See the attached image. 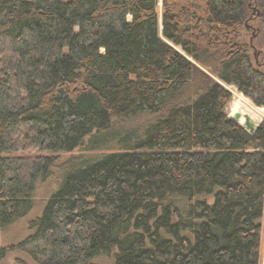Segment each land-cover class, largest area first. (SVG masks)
<instances>
[{
    "label": "trees",
    "instance_id": "16d2710c",
    "mask_svg": "<svg viewBox=\"0 0 264 264\" xmlns=\"http://www.w3.org/2000/svg\"><path fill=\"white\" fill-rule=\"evenodd\" d=\"M247 1L162 0L161 36L159 0H0V229L57 180L0 262L264 264Z\"/></svg>",
    "mask_w": 264,
    "mask_h": 264
},
{
    "label": "rangeland",
    "instance_id": "374dc122",
    "mask_svg": "<svg viewBox=\"0 0 264 264\" xmlns=\"http://www.w3.org/2000/svg\"><path fill=\"white\" fill-rule=\"evenodd\" d=\"M161 1L157 5L158 17L160 19ZM250 6L247 4L248 17L244 22L246 31L244 33V41L253 48H249L250 57L253 66L264 74V0H248ZM259 13L256 14V13ZM224 87L230 92V101L225 106V113L228 117H232L235 114V103L234 101L239 97L243 98L251 107L263 113V119L258 122H264V108L256 106L251 100L244 97L239 93L233 86ZM237 123L243 125L240 118ZM57 180L56 177L50 178L45 182L38 183L34 192V207L32 211L25 217L15 221L10 226L0 229V248L6 247L12 244H16L21 241L28 233V223L29 220L38 216L44 205V201L48 197L51 191L56 188ZM264 223V220H263ZM264 239V238H263ZM263 256V254H262ZM262 258V257H261ZM0 264H36L28 256L19 251H11L7 253L4 259L1 260ZM82 264H112L111 261L101 255L89 262ZM262 264V262H261Z\"/></svg>",
    "mask_w": 264,
    "mask_h": 264
},
{
    "label": "water",
    "instance_id": "95a60500",
    "mask_svg": "<svg viewBox=\"0 0 264 264\" xmlns=\"http://www.w3.org/2000/svg\"><path fill=\"white\" fill-rule=\"evenodd\" d=\"M161 4H162V1H161ZM159 28H160V29H159V31H160V35L162 36V32H161V28H162V24H161V15H160V27H159ZM250 46H251V48H253L252 45H250ZM240 116H241V115H240L239 113H235V114L231 117V119L237 123V120L240 118ZM239 125H240V124H239ZM259 125H260V123L256 125L254 122H252V121L249 119L248 116H244V122H243V125H240V126H241L242 128H244L246 131H248L249 133H253Z\"/></svg>",
    "mask_w": 264,
    "mask_h": 264
},
{
    "label": "flooded vegetation",
    "instance_id": "af4514ba",
    "mask_svg": "<svg viewBox=\"0 0 264 264\" xmlns=\"http://www.w3.org/2000/svg\"><path fill=\"white\" fill-rule=\"evenodd\" d=\"M248 6H250V3H248ZM256 14H258L259 15V13L257 12Z\"/></svg>",
    "mask_w": 264,
    "mask_h": 264
}]
</instances>
